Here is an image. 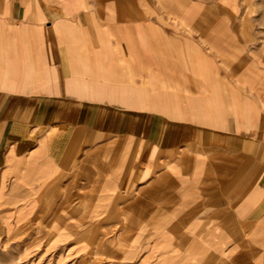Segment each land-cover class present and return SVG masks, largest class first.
I'll list each match as a JSON object with an SVG mask.
<instances>
[{
  "label": "crops",
  "instance_id": "1",
  "mask_svg": "<svg viewBox=\"0 0 264 264\" xmlns=\"http://www.w3.org/2000/svg\"><path fill=\"white\" fill-rule=\"evenodd\" d=\"M240 2L0 0V239L105 210L139 264H264V56Z\"/></svg>",
  "mask_w": 264,
  "mask_h": 264
},
{
  "label": "rangeland",
  "instance_id": "2",
  "mask_svg": "<svg viewBox=\"0 0 264 264\" xmlns=\"http://www.w3.org/2000/svg\"><path fill=\"white\" fill-rule=\"evenodd\" d=\"M240 8L242 24L255 30L257 47L264 56V0H241ZM64 212L60 220L51 215L39 223L13 225L3 233L0 264H139L140 258L121 255L126 246L112 238L105 210L93 217L83 210L77 224L73 208Z\"/></svg>",
  "mask_w": 264,
  "mask_h": 264
},
{
  "label": "bare ground",
  "instance_id": "3",
  "mask_svg": "<svg viewBox=\"0 0 264 264\" xmlns=\"http://www.w3.org/2000/svg\"><path fill=\"white\" fill-rule=\"evenodd\" d=\"M225 1V0H224Z\"/></svg>",
  "mask_w": 264,
  "mask_h": 264
}]
</instances>
